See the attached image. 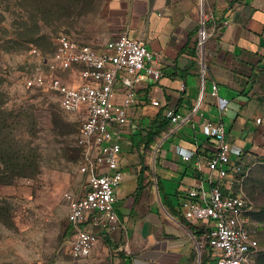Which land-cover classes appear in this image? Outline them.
Instances as JSON below:
<instances>
[{
    "label": "crops",
    "instance_id": "obj_1",
    "mask_svg": "<svg viewBox=\"0 0 264 264\" xmlns=\"http://www.w3.org/2000/svg\"><path fill=\"white\" fill-rule=\"evenodd\" d=\"M116 2L120 19L111 24L108 41L122 32L143 39L164 76L145 79L135 88L130 123L121 138L124 180L114 204L120 225L115 232L94 229L99 242L88 258L110 257L112 264H208L212 252L206 229L186 222L183 203L189 191L211 188L208 172L196 165L205 164L213 151L201 131L203 120L223 124L234 163L245 168L252 163L249 152L264 116V0ZM205 15L211 17L206 24L210 37L200 51ZM70 79L81 83L73 74ZM214 85L218 97L212 95ZM124 93L119 80L115 101L120 103ZM219 99L227 101L226 110ZM167 110L188 120L174 125L165 116ZM162 122L166 131L147 147L148 133ZM86 181L82 175L77 192L82 193ZM198 244L204 247L199 250Z\"/></svg>",
    "mask_w": 264,
    "mask_h": 264
},
{
    "label": "built area",
    "instance_id": "obj_2",
    "mask_svg": "<svg viewBox=\"0 0 264 264\" xmlns=\"http://www.w3.org/2000/svg\"><path fill=\"white\" fill-rule=\"evenodd\" d=\"M210 19L208 15L203 18L200 51L210 37L206 29ZM31 55L38 58L40 67L25 76V87L54 93L64 113L83 119L77 138L78 168L87 181L82 193H66L64 201L72 231L69 254L75 260L86 259L99 242L94 229L115 232L120 225L114 204L124 180L120 166L121 138L130 123L135 88L148 78L159 81L164 74L145 41L133 39L127 32L120 33L101 49L60 35L52 55L46 56L36 48H32ZM62 74L67 75L66 79ZM71 74L81 83H71ZM119 80L125 88L120 103L115 101ZM212 95L218 97L216 85ZM219 106L226 110L227 101L219 99ZM165 116L174 125L188 120L174 110H167ZM200 127L215 144L213 156L205 164L199 161L196 164L208 172L211 188L189 191L183 203L184 219L192 226L205 227V240L212 252L208 264H250L260 250L258 224L253 220L255 208L243 191L250 169L245 171L242 163L232 161V148L223 124L205 119ZM203 247L204 244H198L199 250Z\"/></svg>",
    "mask_w": 264,
    "mask_h": 264
},
{
    "label": "rangeland",
    "instance_id": "obj_3",
    "mask_svg": "<svg viewBox=\"0 0 264 264\" xmlns=\"http://www.w3.org/2000/svg\"><path fill=\"white\" fill-rule=\"evenodd\" d=\"M43 1L0 0V128L4 122L5 134L17 144L0 147V152L22 151L18 159L22 163L24 156L35 154L36 159V164L26 165L32 167L30 174L0 189L4 201L0 264H112L110 257L75 260L69 254L72 236L64 194H78L82 184L77 146L82 116L64 113L54 93L29 90L23 80L40 67L38 58L31 55L32 48L50 56L60 35L101 49L113 33L111 24L120 19V12L114 10L120 4L116 0L83 1L81 16L65 18L61 12L68 7L77 10L76 0ZM260 82L264 100V76ZM60 123L67 126L64 135L58 129ZM256 127L243 191L260 214L255 222L262 226L260 250L250 264H264V116ZM31 171L38 175L31 176ZM123 192L122 188L120 195Z\"/></svg>",
    "mask_w": 264,
    "mask_h": 264
},
{
    "label": "trees",
    "instance_id": "obj_4",
    "mask_svg": "<svg viewBox=\"0 0 264 264\" xmlns=\"http://www.w3.org/2000/svg\"><path fill=\"white\" fill-rule=\"evenodd\" d=\"M63 1L65 2L66 0H63ZM83 1H88V0H76L77 10H76V8H72V7L64 8L63 11L61 12L62 16H64L65 18H71L73 16H81L83 14V11H82L83 8H82V6L80 7L79 5H81ZM40 3L43 4L44 1L40 0ZM83 4H84V2H83ZM78 6H79V8H78ZM38 91H40V90H38ZM42 92H46V91H42ZM249 92L242 93L241 95L247 96L249 94ZM0 109H1V107H0ZM53 119H54V116H53ZM54 121H55V119H54ZM3 123L4 122L1 123L2 127L0 128V147L5 148L6 146H8L10 148H14L17 145V144H15L16 143L15 139L10 138V136L8 134L7 135L5 134L4 129H6L7 126ZM56 123H58V122L55 121V124ZM58 127H59L58 129H61V130H59L60 134L64 135V130L67 126H65V124H63V123H60L58 125ZM167 127H168L167 123L162 122L158 126H156L155 128H151V131L148 133V137H147V145H148L147 147H149L153 143V141L156 137L160 136L162 134V132L166 131ZM208 142H212V146H213L212 154L209 155V158H210L215 153V144L210 138H208ZM22 153H23L22 151H18L16 154L12 151L9 153V152H5V149L2 152H0V189L3 186L11 185L12 183H14V181L17 178H21L27 174H30V171L28 172V170H29V168H32V167H27L26 165L36 164V159L33 158V156L35 154L30 155L27 158L24 156L25 160H23L24 163H22V161L21 162L18 161V159L23 157ZM205 155L207 156V152ZM79 156H80V154H79ZM78 162H79V159H78ZM36 175H38V172L31 171V176H36ZM245 183H246V180H245L244 184ZM244 184H243V186H244ZM3 203H4V201L0 200V217L2 216V211H3L2 204ZM254 208H255V206H254ZM259 215H260L259 212L256 213V208H255V212L253 213V220L258 221ZM260 227H262V226L260 225V223H258L257 239L259 241V245L261 246L262 230H260ZM209 249H210V247H209ZM203 264H206V262L204 261Z\"/></svg>",
    "mask_w": 264,
    "mask_h": 264
}]
</instances>
